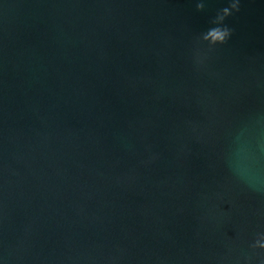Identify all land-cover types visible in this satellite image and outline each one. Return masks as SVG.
I'll list each match as a JSON object with an SVG mask.
<instances>
[{
	"label": "water",
	"instance_id": "water-1",
	"mask_svg": "<svg viewBox=\"0 0 264 264\" xmlns=\"http://www.w3.org/2000/svg\"><path fill=\"white\" fill-rule=\"evenodd\" d=\"M229 3L0 0V264H259L264 0L210 45Z\"/></svg>",
	"mask_w": 264,
	"mask_h": 264
},
{
	"label": "clouds",
	"instance_id": "clouds-1",
	"mask_svg": "<svg viewBox=\"0 0 264 264\" xmlns=\"http://www.w3.org/2000/svg\"><path fill=\"white\" fill-rule=\"evenodd\" d=\"M198 10L204 9L203 3L197 4ZM240 11V0H230L229 6L222 8L217 12L216 16L212 20V24L215 25L202 34V39L208 41L210 45H216L217 43L223 44L227 42L232 35L234 29L228 27L224 21L227 17L233 14V11ZM252 249H264V232L258 234V238L251 245ZM251 260V256H249ZM259 264H264V256H261Z\"/></svg>",
	"mask_w": 264,
	"mask_h": 264
}]
</instances>
